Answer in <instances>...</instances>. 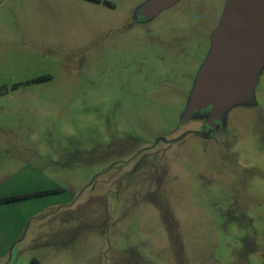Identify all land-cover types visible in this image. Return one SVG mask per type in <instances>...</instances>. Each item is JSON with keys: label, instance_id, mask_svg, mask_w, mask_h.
<instances>
[{"label": "rangeland", "instance_id": "obj_1", "mask_svg": "<svg viewBox=\"0 0 264 264\" xmlns=\"http://www.w3.org/2000/svg\"><path fill=\"white\" fill-rule=\"evenodd\" d=\"M148 1L0 0V198L61 189L0 205L25 219L0 260L264 264V68L211 138L192 133L224 0L143 21Z\"/></svg>", "mask_w": 264, "mask_h": 264}, {"label": "water", "instance_id": "obj_2", "mask_svg": "<svg viewBox=\"0 0 264 264\" xmlns=\"http://www.w3.org/2000/svg\"><path fill=\"white\" fill-rule=\"evenodd\" d=\"M178 1L149 0L139 8L137 17L153 19ZM263 68L264 0H224L219 26L211 34L209 52L180 123L209 109L206 125L213 132L214 122L226 110L251 99Z\"/></svg>", "mask_w": 264, "mask_h": 264}, {"label": "crops", "instance_id": "obj_3", "mask_svg": "<svg viewBox=\"0 0 264 264\" xmlns=\"http://www.w3.org/2000/svg\"><path fill=\"white\" fill-rule=\"evenodd\" d=\"M37 191H42V190H37ZM37 191H32V192H37ZM29 192V193H32ZM27 193V192H25ZM60 193V192H58ZM23 194V193H21ZM57 194V193H55ZM18 195V194H16ZM50 195H54V194H49V195H44V196H39V197H33V198H29L26 200H20V201H16V202H10V203H0V205L3 204H12V203H17V202H26V201H30L33 199H38V198H42V197H47ZM12 196V195H9ZM4 198V197H1ZM0 198V199H1ZM30 216H35V214L33 213ZM25 219H17V218H13L12 221L10 220H6V217H4V214L2 215V217L0 218V247H5L8 248L12 245H14L17 241L22 240V234L24 231V223ZM28 230V228H27ZM35 229H33L34 231ZM33 239H35V234H33ZM6 254V253H5ZM41 260H36V261H32L33 264H39L41 263ZM0 263L3 264H28V261L26 259H24L23 257L17 255L15 257H13L12 255H4L1 260Z\"/></svg>", "mask_w": 264, "mask_h": 264}, {"label": "trees", "instance_id": "obj_4", "mask_svg": "<svg viewBox=\"0 0 264 264\" xmlns=\"http://www.w3.org/2000/svg\"><path fill=\"white\" fill-rule=\"evenodd\" d=\"M93 1H99V0H93ZM38 80L39 79H37L36 81H38ZM200 114H203L204 117L206 118L207 110H204ZM60 191H61L60 188H56V189L42 190V191H37V192H32V193H23V194H18V195H12V196H7V197H4V198H1L0 199V203L16 202V201H20V200H26V199H29V198H33V197H39V196H44V195H49V194H55V193H58Z\"/></svg>", "mask_w": 264, "mask_h": 264}, {"label": "flooded vegetation", "instance_id": "obj_5", "mask_svg": "<svg viewBox=\"0 0 264 264\" xmlns=\"http://www.w3.org/2000/svg\"><path fill=\"white\" fill-rule=\"evenodd\" d=\"M208 111H209V109H207V115H208ZM207 115H206V118H207ZM206 118L204 120L203 130L202 131H198L199 134H197V135L202 136L203 138L209 139L215 134L216 127L220 124V120L214 122V126H215L214 127V131L211 132L210 129L206 125Z\"/></svg>", "mask_w": 264, "mask_h": 264}]
</instances>
